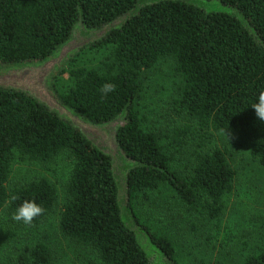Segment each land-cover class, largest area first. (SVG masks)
I'll use <instances>...</instances> for the list:
<instances>
[{
	"label": "trees",
	"instance_id": "16d2710c",
	"mask_svg": "<svg viewBox=\"0 0 264 264\" xmlns=\"http://www.w3.org/2000/svg\"><path fill=\"white\" fill-rule=\"evenodd\" d=\"M208 1H218L230 12H207L173 0L142 7L121 28L79 52L107 50L104 72L72 68L68 73L72 85L61 93L54 83L58 99L93 123L108 122L127 108V122L117 133V142L124 155L139 164L128 172V203L136 223L168 264H181L173 243L140 221L134 199L168 185L188 209L219 230L224 197L233 189L235 171L219 149L196 154L187 172L174 168L172 151L185 147L191 132L181 127L163 135L143 128L136 111L142 73L170 58L181 79L173 111L196 122L200 140L212 132L235 134L251 159L264 167V121L250 107L257 91L264 88V0ZM136 3L0 0V65L46 58L69 38L80 13L86 28H100ZM106 82L115 89L105 95L100 89ZM14 153L44 164L61 154L72 161L58 221L64 237L89 249L101 264H151L135 229L121 219L112 158L34 99L0 88V211L7 204L13 217L21 202L34 200L44 212L30 224L17 222L36 226L57 205V192L45 178L8 191ZM17 262L52 264V253L40 243L26 247ZM242 264H264V251L246 256Z\"/></svg>",
	"mask_w": 264,
	"mask_h": 264
},
{
	"label": "rangeland",
	"instance_id": "374dc122",
	"mask_svg": "<svg viewBox=\"0 0 264 264\" xmlns=\"http://www.w3.org/2000/svg\"><path fill=\"white\" fill-rule=\"evenodd\" d=\"M108 57L105 49L78 53L58 76L57 90L61 93L71 87L70 69L81 67L104 72ZM180 81L170 58L158 61L153 68L142 73V93L136 111L146 130H156L164 135L173 128L188 127L191 132L188 144L172 151L173 166L177 170L187 172L195 162L196 154L215 149L225 153L235 171V180L233 189L224 197L221 228L215 229L213 222L188 209L168 185L139 193L133 201L135 212L152 232L171 240L181 264H242L246 256L264 251V167L251 159L247 146L233 133L212 132L203 140L199 139L196 122L176 114L172 108ZM71 169L72 161L66 154L46 164L13 154L7 190L45 178L56 189L58 201L36 226L19 224L7 212V204L2 208L0 264H19L17 260L24 249L40 243L49 247L52 264H101L89 249L70 241L58 229L66 197L64 185ZM147 253L151 264H168L155 249H148Z\"/></svg>",
	"mask_w": 264,
	"mask_h": 264
},
{
	"label": "water",
	"instance_id": "95a60500",
	"mask_svg": "<svg viewBox=\"0 0 264 264\" xmlns=\"http://www.w3.org/2000/svg\"><path fill=\"white\" fill-rule=\"evenodd\" d=\"M167 0H137L134 8L120 18L94 29L85 27L80 13L79 20L73 26L69 38L60 44L49 56L39 61L18 64L0 65V88L21 92L34 99L62 120L78 129L102 153L112 158L113 173L120 191L118 200L122 221L135 229L138 243L147 253L148 249H158L154 246L147 232L136 223L129 206L127 176L128 172L139 164L128 159L121 151L117 142V133L126 124L127 108L117 117L104 123H93L83 118L78 112L64 105L54 91V83L58 76L68 66L70 61L83 48L95 44L106 35L121 28L125 21L135 16L139 10L147 5H153ZM182 1L205 9L207 12H230L218 1L208 0H173ZM142 236V239L139 238ZM144 242V243H143Z\"/></svg>",
	"mask_w": 264,
	"mask_h": 264
},
{
	"label": "clouds",
	"instance_id": "9594fccd",
	"mask_svg": "<svg viewBox=\"0 0 264 264\" xmlns=\"http://www.w3.org/2000/svg\"><path fill=\"white\" fill-rule=\"evenodd\" d=\"M114 89V84L106 82L102 85L100 91L102 94L106 95L114 91ZM250 107L254 110L255 116L260 121H264V88L257 91L254 96V99L251 102ZM43 212L44 208L40 204L36 203L34 200H24L16 207L13 213V218L16 221H20L25 224H30L35 217L40 216Z\"/></svg>",
	"mask_w": 264,
	"mask_h": 264
}]
</instances>
